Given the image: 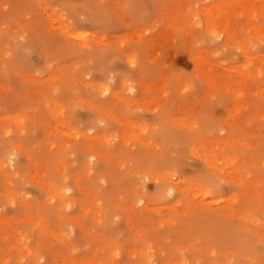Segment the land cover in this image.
I'll use <instances>...</instances> for the list:
<instances>
[{
  "label": "rangeland",
  "instance_id": "obj_1",
  "mask_svg": "<svg viewBox=\"0 0 264 264\" xmlns=\"http://www.w3.org/2000/svg\"><path fill=\"white\" fill-rule=\"evenodd\" d=\"M263 14L0 0V264H264Z\"/></svg>",
  "mask_w": 264,
  "mask_h": 264
},
{
  "label": "bare ground",
  "instance_id": "obj_2",
  "mask_svg": "<svg viewBox=\"0 0 264 264\" xmlns=\"http://www.w3.org/2000/svg\"><path fill=\"white\" fill-rule=\"evenodd\" d=\"M235 5H237V4H235ZM247 6L249 5V4H246ZM237 7H240V6H237ZM248 8V7H247ZM251 8V7H250ZM219 12V11H218ZM217 12V13H218ZM254 15V14H253ZM264 15V14H263ZM212 14L210 13V15L208 14V19H207V21H208V24H210V26H212V27H215L216 26V24L214 25V23L216 22L217 24L219 23V22H217V21H215L212 17ZM217 16V15H216ZM225 19V18H224ZM216 20H217V18H216ZM222 20H223V18H222ZM226 21V20H225ZM63 24V23H62ZM71 29V28H70ZM262 29V28H261ZM264 29V28H263ZM211 30V29H210ZM214 30V29H213ZM212 30V31H213ZM232 30V29H231ZM255 30V29H254ZM260 30V29H259ZM68 31V30H67ZM257 32H258V30H257ZM82 36V35H81ZM261 36V35H260ZM71 37V36H70ZM91 39V38H90ZM252 72V71H251ZM19 124V123H18ZM64 125H66V124H64ZM92 145V144H91ZM165 176H166V174H165ZM169 180V179H168ZM64 181H65V179H64ZM41 183V182H40ZM64 186H67L66 188L67 189H71V186H70V184H67V182H66V184H64ZM200 187V186H199ZM53 188V187H52ZM198 188V187H197ZM54 190V189H53ZM56 192H57V194H62V195H65V191L66 190H61L60 188H57L56 187ZM200 192H204L205 194H208V195H212V191L211 190H208V189H204V190H201L200 189ZM66 194H67V191H66ZM55 195V194H54ZM70 195V194H69ZM53 196V195H52ZM52 196H51V198H52ZM71 198V197H70ZM73 204V203H72ZM99 211V210H98ZM67 215V214H66ZM56 231V230H55ZM57 235H59V234H57Z\"/></svg>",
  "mask_w": 264,
  "mask_h": 264
},
{
  "label": "snow or ice",
  "instance_id": "obj_3",
  "mask_svg": "<svg viewBox=\"0 0 264 264\" xmlns=\"http://www.w3.org/2000/svg\"><path fill=\"white\" fill-rule=\"evenodd\" d=\"M217 55H219V53H217ZM107 91V89H105V92ZM171 194V189H169V195ZM141 203H143V201H141Z\"/></svg>",
  "mask_w": 264,
  "mask_h": 264
}]
</instances>
